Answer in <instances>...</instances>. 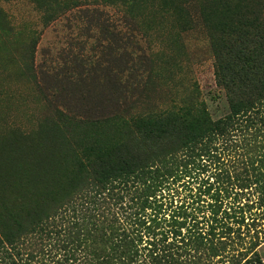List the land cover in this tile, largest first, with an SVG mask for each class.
Instances as JSON below:
<instances>
[{
  "label": "trees",
  "instance_id": "16d2710c",
  "mask_svg": "<svg viewBox=\"0 0 264 264\" xmlns=\"http://www.w3.org/2000/svg\"><path fill=\"white\" fill-rule=\"evenodd\" d=\"M215 10V76L228 114L214 120L186 105L131 118L107 114L112 131L103 141H68L71 173L33 208L31 221L0 226V264H36L18 250L30 234H61L67 264H264L256 251L264 227L250 241L227 237L235 219L260 213L264 220V0H217ZM54 115L70 139L96 126L60 108ZM180 180L187 199L169 208L158 193ZM101 197L103 215L72 205L80 199L95 212ZM68 205L58 231L53 220ZM47 210L53 213L39 219ZM232 245L247 247L232 255Z\"/></svg>",
  "mask_w": 264,
  "mask_h": 264
},
{
  "label": "rangeland",
  "instance_id": "374dc122",
  "mask_svg": "<svg viewBox=\"0 0 264 264\" xmlns=\"http://www.w3.org/2000/svg\"><path fill=\"white\" fill-rule=\"evenodd\" d=\"M216 3L0 0L1 227H11L12 219L22 225L31 221L33 210L71 173L68 141L97 135L103 141L112 131L103 121L107 114L124 112L131 118L173 105L205 108L214 120L228 114L227 91L215 76ZM56 108L96 126L70 139L55 122ZM182 182L163 189L158 199L162 196L169 208L187 199ZM72 205L103 215V197L95 212L93 203L80 199ZM70 207L53 220L58 231L67 225L61 217L69 218ZM52 213L47 210L39 219ZM76 219L82 220L81 213ZM236 221L228 239L250 241L264 227L260 213ZM66 242L61 234H30L18 250L23 259L33 255L36 264H67ZM246 247L226 250L239 255ZM256 251L264 262V243ZM216 261L210 264H221Z\"/></svg>",
  "mask_w": 264,
  "mask_h": 264
}]
</instances>
